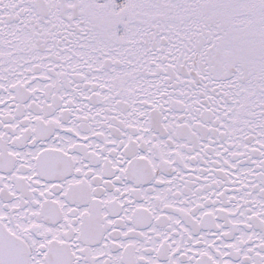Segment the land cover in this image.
<instances>
[{
	"label": "snow or ice",
	"instance_id": "obj_1",
	"mask_svg": "<svg viewBox=\"0 0 264 264\" xmlns=\"http://www.w3.org/2000/svg\"><path fill=\"white\" fill-rule=\"evenodd\" d=\"M0 264H264V0H0Z\"/></svg>",
	"mask_w": 264,
	"mask_h": 264
}]
</instances>
